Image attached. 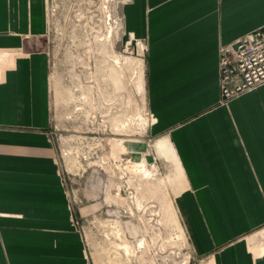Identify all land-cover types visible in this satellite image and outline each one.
I'll use <instances>...</instances> for the list:
<instances>
[{"label":"crops","instance_id":"0c3cea01","mask_svg":"<svg viewBox=\"0 0 264 264\" xmlns=\"http://www.w3.org/2000/svg\"><path fill=\"white\" fill-rule=\"evenodd\" d=\"M122 15L146 44L194 247L264 264V84L227 102L218 87L219 46L264 33V0H128ZM46 32L44 0H0V264H90L51 137Z\"/></svg>","mask_w":264,"mask_h":264},{"label":"rangeland","instance_id":"374dc122","mask_svg":"<svg viewBox=\"0 0 264 264\" xmlns=\"http://www.w3.org/2000/svg\"><path fill=\"white\" fill-rule=\"evenodd\" d=\"M127 1L44 0L50 131L75 225L90 264H214L178 206L184 183L153 128Z\"/></svg>","mask_w":264,"mask_h":264},{"label":"built area","instance_id":"2783aa9c","mask_svg":"<svg viewBox=\"0 0 264 264\" xmlns=\"http://www.w3.org/2000/svg\"><path fill=\"white\" fill-rule=\"evenodd\" d=\"M218 87L227 102L264 84V33H249L218 49Z\"/></svg>","mask_w":264,"mask_h":264},{"label":"bare ground","instance_id":"6f19581e","mask_svg":"<svg viewBox=\"0 0 264 264\" xmlns=\"http://www.w3.org/2000/svg\"><path fill=\"white\" fill-rule=\"evenodd\" d=\"M159 146L161 147V146H164V143L163 142H160L159 143Z\"/></svg>","mask_w":264,"mask_h":264}]
</instances>
